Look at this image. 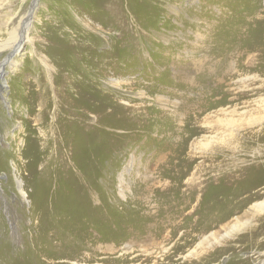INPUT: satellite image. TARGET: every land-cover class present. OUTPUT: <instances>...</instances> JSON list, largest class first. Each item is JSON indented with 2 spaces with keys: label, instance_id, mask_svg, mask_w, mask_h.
I'll use <instances>...</instances> for the list:
<instances>
[{
  "label": "rangeland",
  "instance_id": "1",
  "mask_svg": "<svg viewBox=\"0 0 264 264\" xmlns=\"http://www.w3.org/2000/svg\"><path fill=\"white\" fill-rule=\"evenodd\" d=\"M16 16L19 19L9 23ZM21 45L20 54L15 53L13 47ZM241 45L261 51L250 66L238 53ZM0 67V264L42 263L46 237L67 231L64 220L59 219L77 217L66 205L52 200L47 187L42 189L43 199L36 198L45 172L32 174L24 164L28 161L23 154L28 112L21 104L31 101L33 93L38 102L39 93L30 88H37L40 79L45 81L49 75L53 78L56 70L64 89L78 88L86 96L97 97L93 113L102 115L101 126L111 132L109 137L123 136L97 147L92 185L96 200L82 205L87 213L81 217L82 228L75 232L71 227L75 234L63 236L62 240L71 238L63 245L78 247L80 255L91 252L86 245L93 230L98 235L95 239H101L94 246L108 242L121 246L130 240L135 248L129 252L134 253H128L123 263L154 264L144 261V254L153 251V242L133 241L139 234L130 230H139V222L143 221L142 229L149 222L169 223L181 213L174 214L172 205L185 207L190 212L187 217L196 219L201 213L194 210L202 201L204 224L230 210H235L233 215L240 210L233 216L237 217L250 203H241L243 196L235 197V187L247 186L245 190L264 197L262 187L248 188L247 181L242 186L238 184L240 177L233 176L240 170L243 147L232 135L234 130L231 133L224 120H218L230 118L233 104L239 103L238 112H243L244 101H255L264 94V89L254 93L264 85V0H0ZM243 93L248 95L241 98ZM103 94L107 97L105 108L100 107ZM220 109L226 116L217 114ZM34 110L38 112L39 105ZM92 117L90 114L85 120L92 121ZM239 122L237 138L249 132L248 126L240 127ZM33 125L36 132L43 126ZM89 169L93 174L94 166ZM192 176L197 183L191 201L185 202L188 195L179 193V185L189 177L192 183ZM169 180L172 185L167 189L163 183ZM44 194L56 207L55 212L45 204ZM178 197L184 201L181 205ZM188 227L178 232L173 242L179 239L176 246L184 241L179 234L193 229ZM13 232L20 233L21 240H16ZM232 245L225 251L218 249L215 255L191 256V261L184 255L195 246H181L166 261L228 264L233 257ZM260 250L264 253V248ZM252 252L250 248L239 249L238 263H246L249 256L256 258ZM70 257L64 251L59 260L61 264H71V259H77L75 264L87 263ZM162 258V253L156 257L157 261ZM108 260L101 253L88 264H111Z\"/></svg>",
  "mask_w": 264,
  "mask_h": 264
},
{
  "label": "bare ground",
  "instance_id": "2",
  "mask_svg": "<svg viewBox=\"0 0 264 264\" xmlns=\"http://www.w3.org/2000/svg\"><path fill=\"white\" fill-rule=\"evenodd\" d=\"M33 4L36 7L37 1H34ZM16 18L18 17L16 16L14 19H12V21L10 20L9 23L15 21ZM9 23H7V25ZM19 25H20V21H19ZM12 31L13 32L11 33V35L14 34L15 30ZM24 37L26 39V36L23 34V39ZM241 46L243 47V45ZM13 48H14L13 50H15V53L19 52L20 54L22 50V45L21 48L20 46ZM260 52L255 48L250 50L246 47L245 48L243 47V49L240 48V52L238 53H240L242 58L243 57L246 58V62H244V64L250 66L249 64H251L252 62L254 63L256 60H258L259 55H261ZM238 53H236L237 56H239ZM5 61L10 62V59H5ZM10 63H12V61ZM49 64L50 62L47 63L48 71L50 69ZM2 70L3 69L0 67V73L2 72ZM56 71L57 73L53 78L50 77L49 75V77L45 78V81L44 80L42 81L40 79V82H38L37 84V88L35 89L30 88L34 90V92H36L37 94L39 93L40 98L38 102L36 101L35 93H33L31 94V101L29 102L25 101L26 104H21L24 105L25 108H27V112H28V115L25 119V124H26L25 132L27 131L26 132L27 141L25 137V144L23 148V154H25V157L28 158V161L27 162L25 161L24 164L26 167V163H27V167L29 168V171L32 172V174H35L36 171L45 172L44 178L41 180L42 182L41 183L39 182L40 185L38 187L36 198H39L40 196L43 199L42 189L47 187V190L51 191L50 196L52 200H57V202L62 206L66 205L67 211L69 213L76 212L75 216L77 217H71V219L68 220L69 218L68 215L67 220L64 217H61V219H59L61 221L64 220L65 224L63 225L65 228H67V231L66 233H62V234L54 233L53 238L51 239L49 235L46 237L48 243L47 245H45V248L43 250V255L46 257V259L42 260V263L40 262V264H61V260L59 259H60V255H62L64 251H68L71 257H77V258L79 257V259H82L83 262H87L81 264H88L89 260L94 259L95 255H99L101 253L103 255L104 254L106 255V258H108L112 262L111 264H125L122 262V260L125 259V256L128 257L129 256L128 253L129 254L134 253L133 251L129 252L130 250H133L132 248H135L133 244H129L130 240H127V242L124 243L121 242V246H117L116 243L111 244L109 242L106 244H97L94 246L93 243L94 242L101 243V239L96 240L95 237H98V235L94 234L93 230H90L89 233L92 234V236H91V240L88 241L89 243H87L86 248L91 249V252L88 253L83 252L80 255V252L82 251L78 247L63 245L64 242L71 241V238L68 241L65 239L62 240L63 236H68L69 234L72 236L73 234H75L70 231L71 227L72 230L75 232L76 231L80 232V229L82 228L81 227L82 225L80 224L81 217L87 216L86 210L83 211L81 208L82 205L85 203L88 206L89 200L91 202L96 200L94 199V196L96 197V195L94 194V187L92 185H94L95 182V176H94L95 165L97 163L96 161L98 156V153L96 152L97 147L103 144L106 145L107 140H111V139L117 140L119 139V137H123V136L109 137L111 135L110 134L111 132L109 130L106 131L107 129L101 126L102 124L100 118L102 115L99 113L96 114L93 113V108H94L93 104H94V100H96L97 97L95 95L91 97L86 96L85 95L86 93L85 92L83 93V90L78 88L76 89L75 87L74 90L64 89L61 81L60 71L58 70ZM262 72L264 73V71ZM263 81L264 79L261 80V82ZM14 87L15 86L12 85L11 87L12 91L13 89H15ZM263 89H264V85L261 84L260 86H258V89L254 93L259 94V91H262ZM253 91L254 90H252V92ZM26 94L28 93L26 92ZM243 94L244 95L240 96L241 98L248 95L247 93H243ZM263 95L264 94L257 96L255 101H244L246 110L243 112H238L237 106L239 105V103H236L235 105L233 104V109L230 110V114H231V116H229L230 118L218 119L220 121L224 120L225 122L224 125L226 126V129L228 131L232 133L234 130L232 135H234V137L236 138L235 140H237L239 146L243 147L244 154H243L242 162L240 163V170L234 173L233 176L240 177L238 184L242 186L245 185L241 183L247 181L249 185L248 188H252L256 186L262 187V189L260 190L263 192L262 195H264V96ZM2 96L6 97V94L4 95L2 93ZM103 100L104 103L101 106L100 105L99 106L105 108L108 104H107V97L104 94H103ZM251 103H254V105L252 106ZM38 105L40 107V110H38L37 112V110L34 109ZM96 107L98 108V106ZM222 112H225V110L220 109L218 110L217 114L220 113V115L226 116ZM90 114L94 115V117H92L91 119L92 121H90V119L85 120L86 116H89ZM239 120L241 121L240 127L246 128L248 126L249 132L237 138L235 135L236 132L237 131L239 132L240 129ZM33 123H35V125L43 124V126H41L39 129L40 132L35 131L36 129ZM94 128H96L97 130H94ZM159 138L161 139V137ZM95 142L97 145L95 144ZM101 148L103 149L104 147ZM93 166H94V172L93 174H90V172L93 169H89V168ZM186 167L188 168V166ZM189 169L191 168L189 167ZM178 173L180 172L178 171ZM188 173L190 172L188 171ZM86 176L88 177V179ZM181 176H182V172H181ZM194 177L192 176L193 179L192 183L191 181H189L190 180L189 177L185 181L184 179H182V184L179 183L181 185L178 184L180 186V189L178 190L179 193L181 192L180 193L181 195L182 194L188 195L186 196L187 197L186 200L184 199L185 202L187 200L191 201L190 197H191V193H193L192 189L194 188V185L197 183V181L195 183L196 179ZM200 178L201 176L198 177V179ZM165 183L166 181L163 184L166 186L167 189H169L170 186L172 185L170 180L167 181L166 184ZM183 187L185 188L183 189ZM245 187L247 188V186ZM245 187L233 188L236 191L233 193L235 197L243 196L241 199V203L243 201L245 202V204L250 203L248 209H246L244 213H242V215H238L237 217H233V216H235L238 212H240V210L235 215H233L235 213V210H230L226 213H218L216 217H212L209 219V223L204 224V218H203L204 215H202L203 205L201 204L203 202L202 201L199 202V206L194 210L195 213L197 212L201 213V216H199L196 219L193 217H187L189 216L190 212H188L187 211L188 209H185V207L182 208L181 206L180 209H177L175 205H172L171 209L172 211H174V214L177 212L178 213L181 212L179 213L181 216L179 215L180 216L179 217L176 215V217H174L175 215L174 216L169 215L170 217H174L170 219L169 223L162 221V224H158V222L156 221L157 222L156 225H154L155 223L152 225L149 222V224L147 223L146 225H144L145 227L144 229H142L143 221L141 222L138 221L140 224L139 230L138 228H134V229L131 228L132 230H130L133 233L137 231V233L139 234L137 235L139 236V238L136 239L137 237H135L133 241L143 240L144 242L147 241L153 242V246H152L153 251L144 254V256L146 257L144 261L147 262L154 261L155 262L154 264H192L188 262L191 261L190 260L191 256L196 255L199 258V256L207 257L210 255H215V252L218 249L221 248V251H225L227 249L226 247L228 246V244L233 243V245L229 249V250H233V257L232 259H230L228 264H240L238 263L239 259H237L238 257L236 256L237 251L239 249H249V248L253 250L252 253L257 254V257L255 258L253 256H249L248 261L244 264H252L251 260L254 262V264H264V253L260 250V248H264V197L260 198L258 196V193L254 194L253 192H251V189L245 190ZM1 190L2 188L0 189V191ZM242 190L244 191L241 192ZM249 191L250 193H248ZM251 196L253 197V199ZM65 198L66 200L63 201L62 199ZM180 198L178 197V199L177 198L176 199L178 200V203L181 205V203L184 201H182ZM255 198L256 201H253ZM45 204L48 206L50 211H54L56 209L54 204L47 198V196H45ZM183 209H185L184 213L182 212ZM208 211L210 214H212L210 208ZM62 213L67 214V212L66 211L64 212L63 210ZM89 214H91V212ZM89 216L90 215H88V217ZM52 219L55 221V218ZM165 223L168 225H166ZM188 225L189 227L192 226L193 229L190 231L184 229L185 231H182L179 234L180 235L179 238H181V240L184 241H182L183 242L182 244L176 246V243L178 242L179 239H177L175 243L173 242L175 238H177L178 232L180 231V229L185 228ZM42 226L44 227V224ZM217 227H219V229L215 231H211V229ZM50 228L51 227H47L46 229H50ZM194 229H196L195 231L197 233L193 232ZM44 232L45 231H42L41 235H43ZM191 233L195 235H193L191 239L185 240L184 238H188ZM19 234L20 233L15 234V232H13V236H15L14 238L16 240H21ZM46 234L47 233H45V236ZM181 246L183 247L189 246L191 248L195 246L188 253H186L185 251L186 255H184V257L188 259V261L186 259L184 260L185 262L183 261L182 263H174L170 260L166 261V259L168 260V258L171 257L169 254H171L172 252L174 253V251L178 252V249L181 248H177V247H181ZM108 250H110V252ZM76 251H78L77 255L75 253ZM159 253H162L164 255V258H162L160 261H157L156 257ZM153 258H155V260H153ZM126 260L127 259H125V261ZM69 261L71 262V264L73 263L75 264L77 259H71Z\"/></svg>",
  "mask_w": 264,
  "mask_h": 264
}]
</instances>
